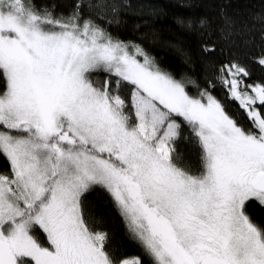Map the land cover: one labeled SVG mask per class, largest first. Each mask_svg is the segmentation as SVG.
Segmentation results:
<instances>
[{"label": "snow or ice", "instance_id": "1", "mask_svg": "<svg viewBox=\"0 0 264 264\" xmlns=\"http://www.w3.org/2000/svg\"><path fill=\"white\" fill-rule=\"evenodd\" d=\"M130 8L0 0V264H264V44L202 83L177 78L112 33ZM95 187L140 255L108 246L86 208Z\"/></svg>", "mask_w": 264, "mask_h": 264}, {"label": "trees", "instance_id": "2", "mask_svg": "<svg viewBox=\"0 0 264 264\" xmlns=\"http://www.w3.org/2000/svg\"><path fill=\"white\" fill-rule=\"evenodd\" d=\"M58 2L65 8L71 4V0ZM128 3L131 8L110 30L121 39L139 44L177 78L187 74L202 83L212 75L209 65H219L234 54L258 51L264 44V0H128ZM178 18L192 21L205 18L210 27L190 30L179 24ZM229 20L233 29L227 27ZM206 46H214L215 51L205 53ZM253 78H264V71L254 68ZM185 135H190L187 129ZM174 147L182 161L198 166L199 149L194 142L179 138ZM86 208L96 227L108 234V246L113 251L122 257L140 255L103 188L95 187L86 194ZM252 215L264 225V210L255 209Z\"/></svg>", "mask_w": 264, "mask_h": 264}]
</instances>
